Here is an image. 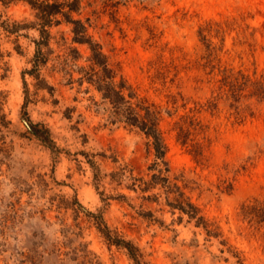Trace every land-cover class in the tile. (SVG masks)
Wrapping results in <instances>:
<instances>
[{
  "label": "rangeland",
  "instance_id": "obj_1",
  "mask_svg": "<svg viewBox=\"0 0 264 264\" xmlns=\"http://www.w3.org/2000/svg\"><path fill=\"white\" fill-rule=\"evenodd\" d=\"M34 14L0 4V264H134L98 231L99 215L141 264H264V222L243 211L264 201V0H82L77 15L161 112L170 175L211 234L162 189H132L131 177L150 179L153 150L139 131L110 124L100 95L80 83L89 52L69 25L50 30L40 71L54 91L38 88L26 72ZM27 120L49 130V146Z\"/></svg>",
  "mask_w": 264,
  "mask_h": 264
},
{
  "label": "trees",
  "instance_id": "obj_2",
  "mask_svg": "<svg viewBox=\"0 0 264 264\" xmlns=\"http://www.w3.org/2000/svg\"><path fill=\"white\" fill-rule=\"evenodd\" d=\"M106 1L111 7H117L123 2V0ZM16 2L27 3L35 13V21L29 26L38 31L39 37L34 41L35 53L31 60L32 68L26 72L35 77L38 81V88L46 89L49 93L54 91L53 87H50L46 80L41 77L40 71L47 64L49 55L52 53L50 30L63 23L69 25L73 35L72 42L86 45L89 52L85 60L87 64L80 67V83L87 82L100 95L102 102L108 106L110 124H122L139 131L145 136L148 146L153 150L154 161L148 167V171L152 172L150 179L131 177L132 189H140L143 193L155 188L162 189L167 196V205L172 210H177L182 215H186L189 222L194 221L196 226H202L211 234V231L208 230L209 225L200 215L199 209L185 196L181 187L170 175L166 160L167 147L160 129L161 112L153 104L139 98L119 71L110 64L101 45L89 34L86 23L77 17L82 0H0V4L4 6ZM20 28V25L15 24L10 29H5L8 33L13 34L17 33ZM73 51L78 54L75 49ZM28 102L26 98L24 108ZM0 120L3 126L7 125L3 117ZM27 122L29 133L44 145L49 146V143L52 142L49 130L43 125L33 124L30 120ZM90 164L94 166L91 161ZM98 174H95L97 180ZM170 196H172V200H169ZM157 198L156 194L146 197L150 201L157 200ZM243 211L250 221L264 222V201L243 207ZM144 216H152V214L149 213V215ZM95 224L109 244L124 248L134 264L142 263L140 250L130 241L112 233L101 215L96 216Z\"/></svg>",
  "mask_w": 264,
  "mask_h": 264
}]
</instances>
